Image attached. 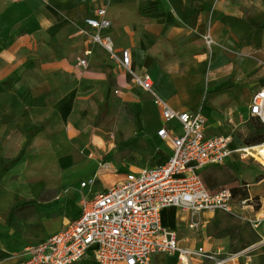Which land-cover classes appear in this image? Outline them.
Segmentation results:
<instances>
[{"label":"crops","instance_id":"obj_1","mask_svg":"<svg viewBox=\"0 0 264 264\" xmlns=\"http://www.w3.org/2000/svg\"><path fill=\"white\" fill-rule=\"evenodd\" d=\"M101 7L111 22L103 32L115 50L128 49L132 70L149 76L151 91L82 33L83 17ZM206 33L210 45L204 43ZM83 55L85 67L78 63ZM262 84L264 0H0V264L15 262L25 245L74 217L66 207L73 202L78 209L79 182L64 187L65 197L57 195L66 169L85 156L97 161L137 139L149 144L159 161L134 169L165 160L170 142L157 135L167 123L156 97L176 110H200L217 132L246 116L243 89L252 94ZM153 113L155 127L149 124ZM154 140L162 141L161 151ZM51 169L55 172L49 174ZM127 170L116 175L121 178ZM101 171L95 173L102 183ZM53 200L59 202L50 205ZM27 217L36 219L35 225L55 224L12 249V240H25L17 227ZM205 218L204 225L212 222L220 229L198 240L190 229L188 240L178 241L177 235L182 246L202 245L214 253L212 260L191 264H214L233 252L240 253L220 264H264V207L245 203L232 214L206 213ZM162 220L173 227L164 215ZM236 225L240 233L232 241ZM234 242L240 244L236 249ZM86 262L95 264L92 258Z\"/></svg>","mask_w":264,"mask_h":264},{"label":"built area","instance_id":"obj_2","mask_svg":"<svg viewBox=\"0 0 264 264\" xmlns=\"http://www.w3.org/2000/svg\"><path fill=\"white\" fill-rule=\"evenodd\" d=\"M82 22V33L118 61L133 82L151 91L149 76L132 70L128 49L115 50L110 35L103 32L111 25L106 8L96 9ZM203 38L205 45L212 43L210 34ZM78 63L87 66L86 57L80 56ZM154 101L167 123L157 131L160 138L170 142L165 160L127 170L102 190L97 188V173L81 179L77 214L56 232L25 245L18 259L8 264H80L90 258L95 264H153L151 255L155 252L175 254L178 264L214 258V253L202 245H180L176 229L163 223V210H181L186 226L196 232L206 213L232 214L246 199H237L229 188L210 191L203 171L231 159H255L252 153L264 142L234 144V133L230 129L214 132L200 110H176L158 97ZM246 117L258 118L264 126V84L252 92ZM67 192L64 188L57 197H65ZM239 253H228L214 264L227 262Z\"/></svg>","mask_w":264,"mask_h":264},{"label":"rangeland","instance_id":"obj_3","mask_svg":"<svg viewBox=\"0 0 264 264\" xmlns=\"http://www.w3.org/2000/svg\"><path fill=\"white\" fill-rule=\"evenodd\" d=\"M250 94H251L250 88L243 89V92L241 94V101L243 103H246L249 97L251 96ZM245 111H246L245 106H242L240 112L244 113ZM240 112H239V116L242 117L243 115L241 116ZM249 118L250 117L243 116V118H241V121L236 124L228 125L225 123V125L224 124L222 125L225 130L230 129L232 133H234L232 134V139L234 140L233 142L234 144H238V143L241 144L243 142V137H245L247 134L251 132V127L249 125ZM157 123H158V117L153 113L151 115V121L149 124L150 126L155 127ZM136 140L137 139H133L129 145L123 146L113 155L102 156L97 161L92 156H85L84 159L80 161L77 165H71L69 168L66 169L64 176L62 178L63 184L61 188L69 187V186L75 187V185L77 184V182L80 181V179H83L87 175L94 174L99 169L102 170L101 171L102 173L108 171L116 174L129 168L134 169L136 166L145 165V164L150 165L153 164L154 161H159V156H156L157 154L154 153L152 149H150L149 144L138 143ZM153 143L157 147H159L158 151H161L162 141L154 140ZM148 152L151 153L149 156H148ZM54 172L55 170L51 169L49 171V174H52ZM202 177L206 183V186L210 191H214L219 188H230L234 184H239L241 186L247 187L249 192V188L251 184L258 183L259 181L264 179V166L261 163H259L257 160L252 158L241 159V160L231 159L230 161L222 165L210 167L204 170ZM48 179L55 180L57 178L56 176H54V177H49ZM108 185L109 182H105V181L102 183L100 182L97 188L102 190ZM57 202L59 201L53 200L50 202V205H56ZM66 211L69 212L72 216H75V214H77L78 212V209L76 208L75 204L71 202L67 205ZM163 215L165 221L168 222L169 225L177 228L178 241H184L185 239L188 240V238H190L191 232L189 228L186 227L185 225V220H184L185 214L181 210L174 208H165L163 211ZM32 220H33L32 217H27L23 222L24 224H22L21 226L19 225L17 227L18 229L17 231L24 236L25 240L21 238L12 240V244H11L12 249L19 247L22 248L25 242L29 243L39 238L41 235L46 234L48 228L54 226L55 224V222H51L44 225H35L36 222L34 221L36 219H34V221ZM220 227H221L220 224L219 225L216 224L212 228V222L211 224L208 223L205 225L200 224L199 229L196 233L197 240L201 237H204L205 234H212V231L218 228L220 229ZM253 237L254 236L252 234L249 235L250 239H252ZM239 240H240L239 243L242 242L241 246L245 245L244 244L245 242H248L244 240L242 236H240ZM239 243L234 242L233 244L234 249L240 246ZM153 259L155 264H178L177 257L175 254L171 256V255H163L162 253H155L153 255ZM80 264H93V263L83 261Z\"/></svg>","mask_w":264,"mask_h":264},{"label":"trees","instance_id":"obj_4","mask_svg":"<svg viewBox=\"0 0 264 264\" xmlns=\"http://www.w3.org/2000/svg\"><path fill=\"white\" fill-rule=\"evenodd\" d=\"M249 125L251 127V132L243 137V142L247 145L260 144L264 142V126L262 122H260L257 118L250 117ZM229 189L234 197H236L237 199H246V203L251 204L256 210L264 207V196L260 197L259 195H255L253 197H250L247 187L241 186L239 184H234ZM16 207L17 206L10 208V211L8 213L7 222L10 225L12 223L13 213ZM225 231L226 230H224V232ZM239 233V225L234 226L232 233L230 234L231 240L233 241L234 237H237Z\"/></svg>","mask_w":264,"mask_h":264},{"label":"bare ground","instance_id":"obj_5","mask_svg":"<svg viewBox=\"0 0 264 264\" xmlns=\"http://www.w3.org/2000/svg\"><path fill=\"white\" fill-rule=\"evenodd\" d=\"M254 158L261 163L264 166V144H262L259 147L258 151H255L252 153ZM119 176L111 173V172H103L101 174V178L103 179V181L105 182H113L115 179H117ZM249 192L251 194H262L264 195V179H262L261 181H259L257 184H255L254 186L250 187Z\"/></svg>","mask_w":264,"mask_h":264}]
</instances>
